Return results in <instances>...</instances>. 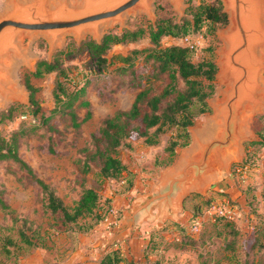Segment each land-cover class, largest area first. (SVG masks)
<instances>
[{
  "label": "rangeland",
  "instance_id": "374dc122",
  "mask_svg": "<svg viewBox=\"0 0 264 264\" xmlns=\"http://www.w3.org/2000/svg\"><path fill=\"white\" fill-rule=\"evenodd\" d=\"M9 1L0 0V13L8 6ZM50 1L54 4L58 0ZM69 1L71 3L80 2L79 0ZM198 1L182 0V7L177 10L171 0H152L151 17L144 11L127 13L123 24L110 23L102 26L100 28L101 37L108 32L119 33L124 29H133L138 26L146 27L149 23H154L160 18L169 17L180 22L186 17L190 18L186 9L190 4L195 5ZM202 1L210 2L213 0ZM228 25L229 22L214 27L204 24L202 30L193 34L195 36L198 34L195 60L202 57L211 59L217 70L213 81L214 91L206 100L209 110L196 118L188 130L190 137H192V129H208L207 117L215 114V105L225 98L228 85L218 78L220 69L218 66L219 50L225 45L219 32L226 30ZM89 38L94 39L90 32H85L80 39L71 33H65L51 48L50 40L46 34L25 33L18 37L17 43L20 52L14 50L1 59L2 67L0 69H4L6 75L0 77V81L6 83L7 87L16 95H5L0 89V113L9 107L13 108L11 112H6L2 118L0 132L2 135L8 136L11 131L19 127L33 128L32 133L20 138L19 156L26 161L39 178L55 190L68 207H71L73 201L78 198L81 184L84 183L98 192L100 197L99 209L105 213L108 207L105 201H110L106 193H111L113 197L114 193L119 194L125 191L130 182L131 174L136 175L140 167L151 170L152 166L156 167L168 161L170 157L164 147L174 130H163L158 135V143L149 145L153 149L146 147V144L143 143L144 137L126 142L127 144L125 143L119 148L120 159L127 160V165L134 164V170H130V174L125 176L128 177L127 181L99 179L95 174L98 166L94 164H92V171L87 175L83 176L79 172L75 160L82 155L81 148L90 145V134L96 132L98 126L109 114L117 108L126 109L129 106L134 94L138 91V88L131 85L132 82H136V78L131 75H126L127 77L124 78L121 76L114 78L110 74L105 81L102 79L95 86H90L87 90V98L90 103L91 116L82 122L80 129L77 130L78 135L64 118H55L51 121L53 124L47 126V123H42L41 112L38 115L32 114L29 108V90L26 88L25 79L28 77L29 82L38 87L36 92L38 104L41 111L47 115L49 109L53 107L52 87L56 72L48 73L41 78H34L30 73L34 70L36 62L40 59L52 60L57 56L64 61V65H81L88 59V55L86 52L78 53L77 47ZM160 43L161 45L182 44L179 39L169 36L162 37ZM149 46L148 38L144 37L132 43L114 45L109 54L127 55L131 49H142ZM261 52L264 53V47H262ZM134 65L145 75L151 71L150 62H144L141 55L134 60ZM162 77L151 81L153 92H159L164 85L165 81ZM260 80L264 85V70L260 73ZM79 114L80 117H83L84 109H81ZM238 130L242 136L240 152L237 154L233 148L229 154H224L226 160L224 168L231 165L233 170L235 164L240 165L246 161L249 170L242 174H235L232 171L231 177L240 191H247V207L244 211L241 210L237 201L226 195L231 199L232 206L237 210L239 216L230 225L222 220H216L215 223L213 221H211L213 223L210 221L207 223L206 221L205 239H207V235L211 236L208 239L209 242H203L200 246L198 245L202 242L196 237L200 235L201 231L192 233L190 228L188 229V235L185 236L188 237V261H193L191 264L203 261L211 264L214 262V257L222 256L224 253L222 248L223 232L230 239L233 236L237 239L235 242V247H237L242 245L244 239L253 231H258L264 227V205L260 195L264 184V146L261 148L255 143L258 139H264V105L253 107L246 104L240 113ZM49 147H52L54 152H49ZM132 150H135L136 153L146 152V154L148 150H151V155L146 158V161L141 160V158L137 159L130 152ZM210 162L221 171L220 174L225 171L224 168H219L213 158ZM249 178H255L257 181L255 180L256 182L251 184ZM227 179L223 183L230 181ZM215 189H211L204 198L211 199V201L219 199L222 194H216ZM257 193L259 196L256 195ZM0 195L7 206L4 210L0 208V238L9 236L17 242L15 246H9L12 250V255L9 257L0 253V264H82L93 261L94 257L97 259L96 251L93 253L88 251L90 246L86 237L97 227L98 223H94L90 216H87L78 218L76 222L61 224L58 214H51L45 208V201L37 184L26 176L24 171H20L16 163L12 161L0 163ZM199 200L196 199L197 202ZM206 201L201 200L200 205L204 206ZM109 206L105 216L111 208L114 209L111 203ZM19 227L31 237L34 245L30 246L18 242L16 232ZM263 240L264 238H261V241Z\"/></svg>",
  "mask_w": 264,
  "mask_h": 264
},
{
  "label": "trees",
  "instance_id": "16d2710c",
  "mask_svg": "<svg viewBox=\"0 0 264 264\" xmlns=\"http://www.w3.org/2000/svg\"><path fill=\"white\" fill-rule=\"evenodd\" d=\"M186 10L190 18L186 17L180 22L169 17L160 18L146 27L124 29L119 33L108 32L99 41L89 38L81 42L77 52H86L88 55V59L81 65H64V61L57 56L52 60H38L30 73L31 76L41 78L48 73L56 72L52 87L53 107L49 109L47 115L41 111L38 104L36 96L38 87L33 86L26 77L25 84L29 90V108L32 114L38 115L41 112L42 123H47V126H51L53 124L51 121L55 118H64L77 135L82 122L91 116L87 98V90L90 86H95L102 79L105 81L110 74L114 78L116 76L124 78L127 77L126 75L136 78V82H132L131 85L138 88V91L129 106L126 109L117 108L109 114L96 132L90 134V145L81 148L82 155L75 161L83 176L92 171L94 164L98 166L95 174L99 179L119 180L125 171V165L118 155L119 148L126 142L141 137H144L143 143L146 145L157 144L158 135L165 129L174 130L164 147L170 157L168 162L175 154L176 148L189 144V128L198 116L209 110L206 100L214 91L213 81L217 68L211 59L202 57L195 60L196 47L182 44L161 45L160 40L164 36L180 39L186 35H193L202 30L204 24L213 27L225 25L228 23V17L222 10L219 0L210 2L199 0L195 5L190 4ZM144 37L150 42L147 48L131 49L127 55L109 54L114 45L132 43ZM139 55L143 56L144 62H150L151 71L146 75L134 67V60ZM160 77L165 83L159 92H153L151 81ZM12 109L9 107L0 113V122L5 113L11 112ZM81 109H84L83 117L79 114ZM32 132L31 127H19L11 131L8 136L0 132V163L4 161L16 163L18 169L24 171L25 175L37 184L45 201V208L51 214H58L61 224L76 222L78 218L87 216H90L94 223H100L110 208L109 200L105 201L108 209L106 208L104 213L99 209L98 192L82 183L78 198L73 201L71 207H68L55 190L39 178L19 156L20 138ZM255 143L263 148L264 139H258ZM48 151L54 152V149L49 147ZM245 162L241 164H246ZM261 190L260 195L264 205V184ZM199 199V202L193 206L188 228L211 203V199ZM201 200H207L204 206L200 205ZM6 207L0 195V208L4 210ZM216 220L222 219L217 218L212 221L215 223ZM225 223L230 225L232 222L225 221ZM183 234L188 235L186 232ZM16 235L18 242L34 245L31 237L21 227L18 228ZM261 238H264V227L253 231L244 239L242 245L237 247H235L237 239L234 236L231 239L228 235L224 236L222 256L234 264H264V240L261 241ZM16 243L9 236L0 238V253L9 257L12 255L9 246H15ZM121 261L122 255L119 249L110 248L95 261L87 264H120Z\"/></svg>",
  "mask_w": 264,
  "mask_h": 264
},
{
  "label": "water",
  "instance_id": "95a60500",
  "mask_svg": "<svg viewBox=\"0 0 264 264\" xmlns=\"http://www.w3.org/2000/svg\"><path fill=\"white\" fill-rule=\"evenodd\" d=\"M171 2L177 10L181 9L182 0ZM220 2L229 25L219 32L225 45L219 50L218 77L228 88L224 100L215 105L213 115L219 133L200 140L192 134L198 157L188 160L186 167L193 170L194 177L213 169L212 158L223 169L224 154H229L233 148L239 154L242 136L238 125L242 109L246 104L264 105L261 96L264 85L260 80L264 70V53L261 52L264 47V0ZM151 9L152 0H81L80 4L69 0H58L54 4L50 0H10L0 13V68L4 56L14 50L20 52L17 39L22 34H46L51 48L65 33L80 39L85 32H90L93 40L99 41L102 26L123 24L127 13L137 11H144L151 17ZM0 89L5 95H16L2 81Z\"/></svg>",
  "mask_w": 264,
  "mask_h": 264
},
{
  "label": "crops",
  "instance_id": "0c3cea01",
  "mask_svg": "<svg viewBox=\"0 0 264 264\" xmlns=\"http://www.w3.org/2000/svg\"><path fill=\"white\" fill-rule=\"evenodd\" d=\"M194 145L195 142L190 137L187 146L175 149V154L169 162L156 167L152 166L151 170L140 167L136 175L131 174L125 191L119 194L114 193L113 197L111 193H106L110 203L118 211V221L110 226L105 220L98 223V228L95 227L86 237L90 246L88 251L92 253L96 251L99 258L106 250L118 248L122 255L120 264H191L193 261H188V237L182 233H188L196 199L206 197L211 189L217 188L216 194L228 195L236 200L241 210L244 211L247 207V191L242 192L235 185L231 177L233 171L231 165L224 168L225 171L221 174L219 173L221 171L212 165V170H206L200 176L194 177L193 170L186 167L188 160L198 157V149ZM146 147L153 149L149 145ZM194 148L196 152L192 151ZM130 152L134 158L145 161L151 155V150H148L147 154L146 152L136 153L135 150ZM122 162L125 165V171L119 182L127 181L128 177L125 176L130 174V170H134V164L127 165V160L124 158ZM225 179L230 181L223 183ZM113 180L110 179V181ZM255 180L257 181L251 178L250 183H255ZM256 195L259 196V193ZM196 220H200L201 224V233L196 237L202 242L199 243L198 246H200L203 242H209L211 235H207L205 239L204 228L206 221L208 223L212 219L209 215L202 213L196 217ZM222 235L224 237L226 233L223 232ZM95 260L94 257L93 261ZM226 262L228 263L223 256H219L214 257V262L211 264ZM197 264L207 263L203 261Z\"/></svg>",
  "mask_w": 264,
  "mask_h": 264
},
{
  "label": "built area",
  "instance_id": "2783aa9c",
  "mask_svg": "<svg viewBox=\"0 0 264 264\" xmlns=\"http://www.w3.org/2000/svg\"><path fill=\"white\" fill-rule=\"evenodd\" d=\"M198 34L195 35H186L179 40L182 45L188 47H197L198 44ZM249 170L248 165L240 164L236 165L233 169L235 174H242ZM203 214H207L211 217L212 220L220 218L224 221H235L239 216L237 210L232 206L231 199L222 195L219 199L211 201L210 205L204 210ZM105 221L108 222L109 225H115L118 221V211L117 209H110L107 215L104 218ZM201 224L200 220H196V222L190 227L192 233H198L200 231Z\"/></svg>",
  "mask_w": 264,
  "mask_h": 264
},
{
  "label": "bare ground",
  "instance_id": "6f19581e",
  "mask_svg": "<svg viewBox=\"0 0 264 264\" xmlns=\"http://www.w3.org/2000/svg\"><path fill=\"white\" fill-rule=\"evenodd\" d=\"M79 1H80L79 3H74V4H80L81 0H79ZM7 7L8 6H6L5 8H7ZM11 58H13V57H11ZM5 75H6V73L4 72V69H0V77H4ZM220 81L222 82V80H220ZM261 96L264 97V91L261 92ZM207 121H208V124H207L208 129L206 128V129H196V130L194 129V130H192V134L196 138V140L206 139V138L217 135V121L215 120V118L213 116H209V117H207ZM196 149H197V147H196ZM196 149L194 148L192 151L196 152L197 151Z\"/></svg>",
  "mask_w": 264,
  "mask_h": 264
}]
</instances>
